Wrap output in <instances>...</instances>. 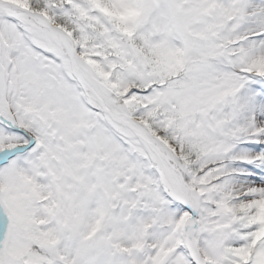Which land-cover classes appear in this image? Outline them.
<instances>
[{"label": "snow or ice", "instance_id": "obj_1", "mask_svg": "<svg viewBox=\"0 0 264 264\" xmlns=\"http://www.w3.org/2000/svg\"><path fill=\"white\" fill-rule=\"evenodd\" d=\"M0 264H264V0H0Z\"/></svg>", "mask_w": 264, "mask_h": 264}]
</instances>
